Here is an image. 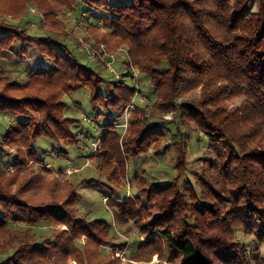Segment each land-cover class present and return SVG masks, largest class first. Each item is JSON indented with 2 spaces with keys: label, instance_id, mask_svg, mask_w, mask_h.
<instances>
[{
  "label": "trees",
  "instance_id": "1",
  "mask_svg": "<svg viewBox=\"0 0 264 264\" xmlns=\"http://www.w3.org/2000/svg\"><path fill=\"white\" fill-rule=\"evenodd\" d=\"M60 1L71 12L76 11L79 5H83L82 10L90 8L87 12L90 23L85 29L91 33L101 28V31L109 32L111 37L119 39L127 47L133 65L150 81L152 92L149 93V98L156 101L155 105L162 112H168L176 105L175 118L172 122L160 120L150 124L147 117L131 116L130 127L128 126L127 133L121 139L124 131L120 128L123 127L126 111H131L128 106L135 100L138 90L141 91L137 86H129L126 82L127 78L132 77L129 70L123 73L119 84L111 85L100 72L89 70L79 63L65 44L53 35H61L63 32L52 30L47 32L52 35L33 36L20 25L8 24L0 19V68L5 56L29 60L39 55L48 61L49 66L48 69L39 68L30 72L26 84L0 79V113L13 119L6 134L0 136V177H6V173L15 169L11 180L18 178L21 168L26 164L25 160L21 163V155L39 164V172L52 173L40 157L36 144L42 137L51 138L58 143L75 139L76 136L71 131L75 121L66 117L67 106L63 99L68 93L88 89L92 93L93 106L102 107L101 114L114 117L107 130L110 134L108 141L101 138V146L93 154L102 159L103 165L108 167L115 162L118 166L121 165V171H125L128 159L136 160L150 151H154L158 157L164 155L170 149L165 144L171 138V147L177 152L175 168L180 176L175 180L163 185L150 183L143 172L137 177L133 197L125 195L120 198L121 195L116 197L118 201L113 199V205L117 208L116 219L121 224L132 220L143 235L137 249L131 254L132 258L140 259L144 254L142 250L147 248L160 258L177 264H264V201L255 199L258 184L251 176L254 164L249 158H256L255 164L260 163L259 166L262 164L264 167V154L256 156L250 153L248 157V143L239 142L235 132H230L228 124L225 125L231 119L239 129H246L245 123L249 121H245L246 116L240 111L239 114L232 111L223 114L224 111L220 115L218 112H210L207 107L212 102L206 104V100L193 107L178 103L180 95H186L203 81L210 84L211 76L213 79L219 77L230 83V86L233 85L239 93L246 94L251 99L252 107L264 121V0H133L130 5H112L110 0H89V6L83 0ZM255 1L263 7L259 14L253 13L252 5ZM27 4L29 5L28 0H0V12L13 13L14 17L22 18L28 13ZM100 11L103 12L101 16L98 14ZM41 25H44L42 21ZM44 29L48 31L47 27ZM90 76L99 79L96 86L91 85ZM36 82L41 86H36ZM105 88L107 91L103 94ZM214 96L216 92L213 95L210 93L211 101L215 103L217 100L212 98ZM134 104L138 111H144L135 101ZM138 111H133L132 115L138 114ZM223 115L224 119L221 118ZM168 132L171 134L169 138ZM194 135L200 143L207 140L205 150L208 154L199 157L198 162L210 166L211 177L212 174L217 176L221 173L232 176L233 180L241 177L246 182L236 193L231 210L222 214L224 203L218 184L223 182L216 183L208 179L206 168L203 170V177H199V173L191 174L195 183L188 179L184 183L188 186L186 191L180 187L181 179L190 164L189 161L187 164V156ZM135 136L137 142L129 144ZM6 144L17 146L15 154H9L12 160L7 157L4 148ZM23 149H26L25 154L21 152ZM210 155H214V159ZM234 165V171H237L239 177L232 173ZM261 171L264 176V168ZM32 173L35 175V182L40 176L37 184L41 187V175ZM29 183L33 184L31 179L22 181L15 196L10 194L9 180L6 184L0 182V229L9 228L8 225L12 223L24 222L21 219H27L26 222L30 224L43 219L70 227L69 233L63 231L49 238L47 245L32 243L30 249L35 252H26L30 255V260L32 258L34 261L36 252L39 257L57 259L61 238H64L63 251H67L70 247H77L75 239L85 234L90 241L89 245L98 243L97 239L103 236L108 237L104 247L114 250L126 248V242L117 243L118 237L114 236L105 222L89 220L82 222V229L75 227L80 222L75 216L78 201L76 188H65L69 197L63 206H29V203L22 202L25 195H31L27 199L30 202L31 197L51 200L57 193L58 203L57 198L62 197L60 192L63 190L57 180V190L52 184L46 183L43 186L50 188L47 193L50 197H37L32 192L33 189L27 186ZM85 185L96 188L102 182L90 180ZM196 185L200 187V193L197 192ZM23 186L27 187L23 189ZM165 189L170 192V198L164 204L171 210L166 213L156 212L158 202L154 191L158 193V190ZM241 197L248 200L244 207H240L238 202ZM212 202L217 203L214 210ZM187 214H191L193 224H190ZM206 214L209 218L219 215L218 225L222 231H227L226 235L236 229L230 221L244 223L256 235L259 247L253 249L245 243L241 244V241L230 244L232 239L225 235L213 236L212 230L206 226ZM92 224L99 228H94ZM69 235L72 238H68ZM138 253L140 256L137 257Z\"/></svg>",
  "mask_w": 264,
  "mask_h": 264
},
{
  "label": "rangeland",
  "instance_id": "2",
  "mask_svg": "<svg viewBox=\"0 0 264 264\" xmlns=\"http://www.w3.org/2000/svg\"><path fill=\"white\" fill-rule=\"evenodd\" d=\"M83 1L88 6L90 5L89 0ZM28 2V13L22 18L14 17L13 13L2 14L0 12V19L5 20L8 24L20 25L33 36H42L47 34V32H52V30H55L54 32H63L66 36L63 34L53 35L58 41L65 44V47L79 63L89 70L100 72L102 77L110 82L111 85L119 84L122 80L123 73L126 71L129 70V72L132 73L134 68L137 70L139 78L136 80L133 78V75H131L132 77L127 78L126 82L130 84L129 86L135 85L141 90L140 92L138 90L139 94H136L134 101L144 111H138L134 101L129 104L128 108H130L131 111H126L123 127L120 128V130L123 129L124 131L121 139H123L130 127L131 116L133 118H139V116L141 118L147 117L150 119V124L158 123L160 120H166L167 122H172L174 120L176 105L175 107H171L172 109L170 111L162 112L155 105L156 101L149 98V93L152 92L151 83L148 78L140 72L141 70H138V68L133 65L127 47L123 46L119 39L111 37L109 32L101 31V28L95 32L91 31V33L85 29L86 25L90 23L89 14L87 13L90 8L85 7L86 9L82 10L81 8H83V5H79L76 11L71 12L69 10L70 8L65 6L60 0H28ZM132 2L133 0H110L109 3L112 5H130ZM45 8H47L46 11L44 10ZM252 9L254 14H259L263 7L258 1H255L252 5ZM232 12L234 13V11ZM98 14L101 16L103 12L100 11ZM41 21L42 24L44 23L45 27H47L48 31L44 29V25H41ZM47 35L52 34L48 33ZM89 51L97 52L95 59H90L89 55L91 53H89ZM110 59H115V63L111 66L108 65V62H111ZM39 68H49L48 61L39 55L29 60L25 58L17 60L15 57L5 56L0 68V79H7V81L10 82L18 81L20 84H26L28 82V74ZM186 72L189 73V71ZM90 79L91 85L96 86L98 84L99 79H95L91 76ZM158 81L161 82L160 77H158ZM35 85L38 86L39 84L37 83ZM198 85L185 93L186 95H180L178 103H185L187 107H193L196 106L198 102H204L206 100V104L212 102L207 107L210 112H218L219 115L224 111L223 114L231 111L235 112V114L242 112V114L246 116L244 118L245 121H249L245 123L246 129H239L237 124L231 119H229L230 121L226 122L225 125L228 124L230 132H235L234 134L239 142L248 143V157L250 153H254L256 156L264 154V121L252 107L251 99L246 94L239 93L233 85H231V87L230 83L223 81L219 77L213 79L211 76L210 84L203 81ZM162 88L167 89V87ZM106 91L105 88L102 93L105 94ZM212 92H216V96L212 97L214 100H217L215 103L211 101L210 93L211 95L214 94ZM6 93L8 92L6 91ZM91 96L92 93L90 90L82 89L68 93L63 99V102L67 106L65 113L66 117L75 121L71 128L72 134L76 136L74 140L58 143L51 138L42 137L37 142L36 147L39 149L40 157L47 164V168L52 170V173H48V171L39 172V164L33 163L30 161V158L26 159L21 155V163L25 160L26 164L21 168L22 170L18 178L13 181L11 180L12 173L16 172L14 169V171L6 173V177L1 176L0 182L6 184L9 180V182H11L10 194L15 196L17 194V189L22 186L21 182L30 179L33 184L29 183L27 186L33 189L32 192L35 193L37 197L41 195L48 196L47 193L50 188L47 186L43 187L46 183L52 184V187L55 189V182H57V180L60 186L62 185L63 190L60 192L62 197L59 199L57 198L58 203H56L57 193L51 200H41L36 197H31L30 202L27 201L31 196L28 194L24 196L25 199H23L24 201L22 202L29 203V206H38V204H58V206H63L64 201L69 197L65 188L67 189L68 186H70L71 189L76 188L78 201L75 216L80 222H78L75 227L82 229V222H88L89 220L105 222L114 232V236L118 237L117 243L123 244L126 242V248L123 250H114V248L109 249L104 247L103 244L107 242L108 237L103 236L97 239L99 240L98 243L89 245L90 241L85 236L87 235L85 232L89 231V229H83L86 230L84 231L85 235H80L75 239L77 247H70L67 251H63L64 238L60 237L61 248L59 249L60 252L58 253L57 259H45L39 257L36 252V258H34L33 261L32 258L30 260V255L26 253L34 251L30 249L32 243L36 242L38 244L47 245L49 238H53L54 235L57 236L56 234H61L63 231L69 233L70 227L43 219L31 224L26 222L27 219H21L24 222L12 223L8 225L9 228L3 227L0 229V264H11L14 262H19L20 264H32V262L35 264H177L175 262L171 263L167 259L160 258L158 254H153V251L147 248L142 250V254H144L140 259L132 258L131 254L137 249L139 242L142 241L143 235L139 233L138 228H136L132 220L125 221L121 224V222L116 219L115 211L117 208L113 205V199L118 201V199H116L117 196L120 197L122 195L120 198L123 196L125 197V195L126 197H133L135 187L138 183L137 177L143 172L150 183L156 182L160 185L168 184L180 176V173H178L175 168L177 152L171 147L172 141L170 140L172 138L165 144L169 145L170 149H168L164 155L158 157L155 155L154 151H150L147 155H142L136 160L128 159L127 162H125V171H121V165L118 166L115 162L108 167L103 165L102 159L94 157L93 154L98 152L97 148L101 146V138L108 141L110 134L107 130L110 128V120L114 117L112 115L108 117L107 115L101 114L103 108H95L91 101ZM99 101L101 103V100ZM133 111H138V114L132 115ZM221 118L224 119V115L221 116ZM12 120L13 119L9 116L0 113V136L6 134ZM168 134L169 138L171 134L169 132ZM136 137L137 136L130 140L129 144L132 143V141H136ZM197 140V136L194 135L191 149L187 156V164L188 161L190 164H188V169L185 172L186 174H184L181 179L182 185H180V187L183 191H186L188 186L184 183L188 179L191 181L193 180L191 174L193 172L199 173V177H203V170L206 168V177L208 179H212L216 183L218 181L223 182V185L218 184L221 190V200L224 203L223 210L220 213L222 214L226 210H231V205H234L236 193L246 182L239 177L240 175L237 171H234L235 165L232 166V170L234 171H232V173L239 178L233 180L232 176L222 175L220 172L221 176L219 174L217 176L212 174L211 177L212 169L209 168L210 166L207 163L198 162L199 157L208 154L205 150L208 144L207 140L205 139V143H200ZM15 147L17 148L14 144H6L4 147L8 154L7 157L11 158L10 160H12V157L9 154L16 152ZM125 148L126 147L123 148V152ZM25 151L26 149L21 150L22 154H25ZM62 151L63 153H61ZM210 156L214 159V155ZM249 158H251V162L254 164V172L252 171L251 176L257 180L256 184H258L255 189V199L263 202L264 189L262 188H264V176H262L263 172L261 170L264 167L262 164L259 166L260 163L255 164L256 158ZM221 162L223 165L224 158H222ZM32 171L41 175L43 183L41 187H38L37 184V181L40 180V176L35 182V175ZM90 180H99L102 182V185L96 188H89L85 184ZM193 181L195 183V179ZM26 187L23 186L22 188L25 189ZM196 189L198 193L201 192L198 185H196ZM156 192L157 191H154L155 199L158 202V210L155 211L169 212L171 209L169 210V207H167L164 202L170 198V192L166 189L161 191L158 190V193ZM215 192L218 193V190H215ZM247 201L246 197H241L238 201L240 207H244ZM212 203L214 205L212 210H214L217 203ZM196 206L198 207L199 203H197ZM206 215H204V217L208 218L206 226L212 230L213 236L215 234H220L221 236L225 235L232 239L230 244L241 241V244L245 243L253 249L259 247L256 235L250 228H247L244 223L241 224L240 222L230 221L232 226L236 229L230 231V234L226 235L227 231H222L223 229L218 225L219 221L217 220L219 219V215L218 217L212 215L211 218L208 217L209 215ZM187 219H189L190 224L194 223L191 214H187ZM93 227L96 228L97 226ZM68 238H72V235H69ZM72 243H74V239ZM18 250L21 251V253ZM136 256L138 257L140 254ZM209 257L211 258V256Z\"/></svg>",
  "mask_w": 264,
  "mask_h": 264
},
{
  "label": "built area",
  "instance_id": "3",
  "mask_svg": "<svg viewBox=\"0 0 264 264\" xmlns=\"http://www.w3.org/2000/svg\"><path fill=\"white\" fill-rule=\"evenodd\" d=\"M89 53H91L89 55L90 59H95L96 58V55H97V52L96 51L95 52L89 51ZM110 61L111 62H108V65H110V66L115 63V59L114 60L110 59ZM132 75H133V78L136 79V80L139 78L138 72H137V70L135 68L133 69Z\"/></svg>",
  "mask_w": 264,
  "mask_h": 264
}]
</instances>
